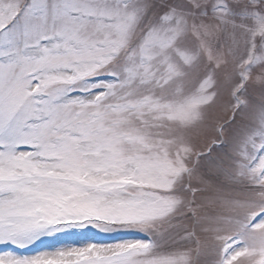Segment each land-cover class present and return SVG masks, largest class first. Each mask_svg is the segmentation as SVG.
Returning a JSON list of instances; mask_svg holds the SVG:
<instances>
[{
    "label": "snow or ice",
    "instance_id": "6c2138e0",
    "mask_svg": "<svg viewBox=\"0 0 264 264\" xmlns=\"http://www.w3.org/2000/svg\"><path fill=\"white\" fill-rule=\"evenodd\" d=\"M0 264H264V0H0Z\"/></svg>",
    "mask_w": 264,
    "mask_h": 264
}]
</instances>
